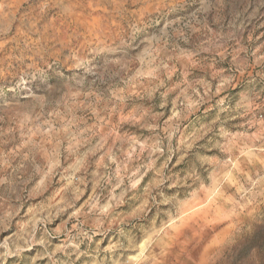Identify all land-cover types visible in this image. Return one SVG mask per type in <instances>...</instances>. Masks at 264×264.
Masks as SVG:
<instances>
[{
	"label": "clouds",
	"instance_id": "obj_1",
	"mask_svg": "<svg viewBox=\"0 0 264 264\" xmlns=\"http://www.w3.org/2000/svg\"><path fill=\"white\" fill-rule=\"evenodd\" d=\"M129 2L140 6L129 9ZM109 4L19 0L15 6L2 5L0 237L9 250L0 255L12 258L8 264H264V0ZM14 12L28 21L26 28L13 31L9 17ZM195 69L202 70L196 71L202 80H180L181 73ZM148 70L154 74L143 77ZM130 85L137 89L134 95ZM169 85L181 92L187 88L199 104L216 101L218 136L194 142L175 121L160 125L146 117L139 122L118 119L129 109L143 115L142 105L153 111ZM196 87L204 88L203 96ZM120 96L127 99L126 106ZM180 112L187 115L182 105ZM76 113L81 125L102 114L111 139L95 145L76 141L66 127ZM50 123L56 127L46 132ZM143 127L150 129L148 150L129 159V134ZM230 128L234 130L226 131ZM94 134H100L98 128ZM140 139H145L143 133ZM249 146L252 158L238 155ZM228 171L235 184L223 181ZM41 175L47 192L58 184L57 195L70 191L69 175L76 177L73 187L78 190L71 200L57 201L58 211L72 210L68 220L58 229L44 227L35 239L29 206L35 203L32 186ZM212 177L222 183L223 195L207 216L219 207L228 219L209 225L201 215L179 233L167 230L157 236L169 221L179 222L184 201L204 196ZM89 183L93 194L75 208L84 191L78 186ZM51 217L49 213L42 222ZM21 220L28 221L27 239L17 235ZM61 232V245H51V237ZM149 237L153 242L142 251ZM211 239L218 243L209 248ZM33 245L41 246L40 255L22 254Z\"/></svg>",
	"mask_w": 264,
	"mask_h": 264
},
{
	"label": "rangeland",
	"instance_id": "obj_2",
	"mask_svg": "<svg viewBox=\"0 0 264 264\" xmlns=\"http://www.w3.org/2000/svg\"><path fill=\"white\" fill-rule=\"evenodd\" d=\"M30 2H34V0H30ZM3 3H8L10 5H17L19 0H0V30H2L5 26L6 19L5 13L3 11L2 5ZM99 3L109 4V0H99ZM139 4H133L129 2L127 7L129 9L134 7H139ZM27 7V6H25ZM11 27L13 31L19 29H24L27 26L28 21L26 19H22L19 12H14L9 17ZM189 57H186V59ZM146 63H150V59L146 58ZM196 71H202L201 69H195V71H189L187 74L181 73L180 80H186L191 83L193 80H202L203 76H197ZM154 73L152 70L145 71L141 73V75L145 78L152 76ZM173 80H176L175 74L172 73ZM180 81L176 80L178 84ZM21 87H27V85H20ZM131 93L134 95L137 91L134 85H130ZM169 91L166 97H161L157 100L155 105V109L151 112L148 111L147 105L140 106L141 113L143 115H138L134 109H129L127 112H124L121 115H118V119H121L125 122L127 121H136L139 122L142 118L146 117L148 122L151 124L153 121L156 124L162 125L165 120L167 121H175L176 126L179 127L181 133L186 135L194 142H199V140L204 139L206 137H212L214 134L217 136L220 133L221 126L217 122L214 125V121L216 120V115L219 112V108L216 105L215 100L206 101L204 104L198 103V98L194 97L193 94L187 89L184 88L183 91H177L175 87L169 85ZM215 90V89H214ZM160 90L157 89L156 92L151 93L152 97L155 98L159 94ZM196 92L199 93L200 96L204 95V88L203 87H196ZM115 96V94H114ZM119 100L125 106L127 105L128 101L125 97L120 96ZM165 107L163 109L160 108V104L164 101ZM184 108L186 116L182 117L180 112V106ZM215 109V111H213ZM211 113V115H208ZM194 116H197L192 120ZM207 116L206 119L204 117ZM79 113H76L75 118L68 117V125L66 127H70L76 141H81L83 144H87L90 140L93 145L98 142L107 143L111 137L108 136L107 131L103 126V115H100V118L93 116L91 120H87L85 125H81L78 121ZM62 119H65L62 117ZM199 122V123H198ZM95 125V128L93 127ZM134 126V125H129ZM56 125L54 123H50L48 128L45 130L46 132H51ZM99 129L100 134H94L95 129ZM234 129L230 128L226 131H233ZM143 133L145 135V139H140V134ZM150 133V129L148 127L138 128L136 132L130 133V142L128 144L127 154L129 159L134 157L136 153L139 151L141 157L144 153L148 150V143H147V136ZM180 137H175L174 139H179ZM78 148L81 147L80 144L77 145ZM245 155L248 158H252L254 155V150L251 146L248 148H241L238 155ZM182 155V153H181ZM177 159L179 157L177 156ZM97 162L101 165L104 164V160L102 157H97ZM175 163V161H173ZM3 163V161H0ZM162 163V161H161ZM226 163H230L232 168H238L239 164L235 160H226ZM93 170H95V165H93ZM76 175H79L77 173ZM76 177L69 175V189L70 191H65L62 196L57 195L60 191L61 185L58 184L57 189L47 192V183L46 177L43 175L39 176L37 182L32 186V196L30 197L32 200L35 201L34 204L30 205L29 207L32 209V218L36 221V232L33 233V238L39 239V235L37 233L42 232L44 227L52 229H58L64 220H68V214L70 211L69 209H65L63 212L58 211L60 204L57 201L63 200H71V198L76 194L78 188L73 187ZM223 181L230 182L235 184L236 180L232 175L231 171L225 172L223 174ZM84 188L83 193L81 194L79 200L76 201L75 208L80 207L85 201L89 199V197L93 194V186L91 183L87 184L86 186H78ZM97 194L100 193V189L98 188ZM204 196H196L193 195V198L190 200H186L181 205L180 214L178 217V221L174 218L173 220L169 221L166 228L164 226L161 227L159 232L156 234L159 236L160 233H166L167 230H171L172 232L179 233L184 227H186L191 221H193L196 217L204 215L207 216V210L213 206L220 196L223 195L222 192V183L216 179V177L211 178V184L206 186L204 189ZM113 196H118V193H111ZM41 195H43V199H41ZM230 198V197H228ZM191 207L190 210H188ZM74 210V209H73ZM22 211H27V209H23ZM49 213H52L51 219L42 222V218L48 216ZM229 213L225 212L222 208L217 207L211 216H207L206 223L209 225H213L216 223H222L224 220L228 219ZM74 222V221H72ZM71 223V222H70ZM70 223L68 226H70ZM21 225L23 228H21ZM28 233V221L21 220L20 224L17 225V235L22 239H27ZM63 232L59 234V236H53L50 239V244L59 247L63 241ZM11 237V233L9 234ZM152 237H149L144 244L142 245V251L144 248L150 246L152 244ZM218 243L217 240L211 239L209 240L207 247L211 248ZM6 241L3 237H0V252L8 251V247H4ZM28 254L30 258L36 257L42 253L41 246L33 245L31 249L24 248L22 254ZM58 255L62 256L63 253H58ZM11 257H5L0 255V264H8V261L11 260ZM139 259V258H138Z\"/></svg>",
	"mask_w": 264,
	"mask_h": 264
},
{
	"label": "bare ground",
	"instance_id": "obj_3",
	"mask_svg": "<svg viewBox=\"0 0 264 264\" xmlns=\"http://www.w3.org/2000/svg\"><path fill=\"white\" fill-rule=\"evenodd\" d=\"M190 209H191V207L188 210H190Z\"/></svg>",
	"mask_w": 264,
	"mask_h": 264
}]
</instances>
